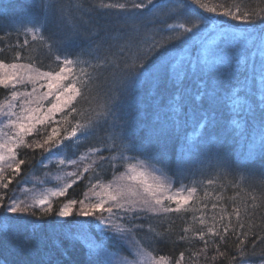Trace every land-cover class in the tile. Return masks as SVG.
Wrapping results in <instances>:
<instances>
[{"label":"snow or ice","instance_id":"6c2138e0","mask_svg":"<svg viewBox=\"0 0 264 264\" xmlns=\"http://www.w3.org/2000/svg\"><path fill=\"white\" fill-rule=\"evenodd\" d=\"M32 2L34 7L11 25L25 37L23 44L17 41L14 47H26L27 37L31 36L49 52L55 49L62 55H55L58 70L50 71H41L34 63L0 60V88L8 90L0 99V245L11 243L21 251L43 252L46 259L29 264H74L65 241L83 245L91 258L89 264H182L183 251L174 261L163 255L157 257L145 248L142 240L155 242L167 237L175 244L198 239L204 243L205 257L210 245L215 248L212 259L216 260L228 257L227 251H220V245L227 243L231 233L238 243L236 255L229 258L228 264L237 261L246 264L250 254L247 251L249 239L253 252L258 242H264V222L253 223L257 209L264 203V192L249 193L251 205L247 199L236 203L240 197V192H236L230 197L231 212L223 204L212 203L214 214L209 221L205 216L208 205L203 201L212 195L206 186L216 184L217 179H194L190 185L183 183V179L185 165L205 150L214 153L221 175L226 177L231 170L238 176L236 183L228 181L234 189L256 173L252 165L257 160L262 166L260 174L264 175V7L249 8L242 0H226L225 3L77 0L69 11L51 0ZM100 14L115 17L111 25L102 29L104 35L90 30L86 37L90 42L88 48L72 50L70 42L81 37L79 25L92 24ZM241 24L243 29L235 31ZM50 25L54 31L46 37L44 32ZM61 33L63 35L57 38ZM218 40L226 47L221 48L216 43ZM174 42L200 46V55L188 61L193 69L191 74L173 75L169 71V64L175 59L171 52ZM105 45L107 54L94 55ZM113 47L117 49L115 52L111 51ZM249 52L250 55H246ZM21 55L16 51L14 60ZM184 59L181 57L172 68ZM233 61L236 69H232ZM106 67L118 72L116 92L106 103L97 106L99 110L87 115L78 110L73 101L91 95L100 70ZM241 67L245 73H251L253 82L259 77L258 101L253 89L248 87L247 74L243 82L238 80ZM230 70L237 78L236 86L230 82L225 84L221 75ZM68 80L65 85L64 81ZM29 83L31 91L25 87ZM45 87L47 91H41ZM53 95L55 99L42 111L44 101ZM138 95L143 99L137 100ZM121 96L129 97L133 103L127 110L120 109L118 114ZM149 99L153 103L140 106ZM226 103H230L235 115L227 124H221L217 116ZM65 109L69 111L63 120L70 124V130L64 128L61 135L60 129L52 126L49 131L50 125L60 123L55 120V114ZM73 113L83 119L69 122L68 116ZM110 120L112 130L106 133L105 142L87 147L75 159L67 158L68 152L64 149L79 150L97 128L109 124ZM34 135L42 139L28 142L27 137ZM237 138L244 142L247 151L242 152L240 161H232L227 155L228 141ZM169 144L177 149L176 159L171 161L166 154ZM21 148L34 153L38 150L39 158L34 155L19 159ZM105 151L109 155H103ZM130 152L139 155L130 156ZM118 163L125 167V172L117 176L113 171L116 182L102 183L98 177L105 165L115 170ZM22 166L31 171L21 175ZM37 166L41 169L55 166L57 175L44 171V178L32 176ZM67 166L74 170L63 171ZM169 170L174 175L170 176ZM85 174L88 188L80 198H74L70 190ZM17 177L18 185H27L31 177L32 187L20 188L21 195L9 189ZM53 181L54 187L46 186ZM177 182L180 186L174 187ZM201 185L205 186L203 197L198 196ZM224 186L220 184L221 188ZM215 199L222 201L224 197L216 193ZM197 212L200 214L196 215ZM171 214L183 215L184 226L179 233L173 229L175 222L170 219ZM153 217L168 227L159 231L149 223L148 235L138 239L137 234L145 231V225L136 221ZM245 217L249 218L247 231H244ZM261 220L264 221V216ZM256 228L260 231H255ZM207 237L213 239L209 241ZM121 248H126L130 256L121 255ZM191 255L196 257L201 252ZM260 264H264V254Z\"/></svg>","mask_w":264,"mask_h":264},{"label":"trees","instance_id":"16d2710c","mask_svg":"<svg viewBox=\"0 0 264 264\" xmlns=\"http://www.w3.org/2000/svg\"><path fill=\"white\" fill-rule=\"evenodd\" d=\"M52 3L57 4L58 6H61L69 11H71L73 5L77 2V0H51ZM208 2L211 3H225L226 0H208ZM228 2H231V0H228ZM236 2H241V0H236ZM245 6L249 8H260L264 7V0H242ZM34 7L32 0H0V37H3V39H0V49H4L3 52H0V60H4L5 63H34L35 67L39 68L41 71H50V70H58L57 63L55 61V55L61 54L55 51L53 49L52 52H49L47 48H45L38 40L33 41L31 36H28L27 39L29 40V44L24 48H16L14 45H16L17 41H19L20 44H23V41L25 37L22 34H18L14 27L11 25H14L17 21L23 18L25 12L29 9H32ZM115 17L111 14H100L92 24L84 23L80 24V33L81 37L80 39H77L75 41L70 42L69 47L78 52L80 48L87 49L89 46V41L86 39V37L89 35V31H100V35L103 36L104 32L102 29L108 27L111 25L114 21ZM171 22V21H169ZM236 23V22H233ZM243 29V25L241 24L239 28L234 29L235 31H240ZM54 31V27L52 25L49 26V28L44 32V35L50 36L52 32ZM8 34V35H6ZM60 35H63L62 33L58 35L57 38H59ZM211 35H215V33H212ZM220 45L221 48L226 47V45L222 44L219 40L216 42ZM11 46V47H10ZM117 49L116 47H113L111 51L115 52ZM16 51H20L22 53L20 59L14 60V54ZM171 52L175 59L171 61L169 64V71L176 75L177 73H183L188 72L191 74L193 71L191 65L188 63L189 60L195 59L200 55V46L199 45H188L183 42H174V45L171 49ZM236 49L233 47L232 54L235 55ZM108 53L107 46H103L99 53H94V55L104 56ZM246 55H250L249 53H246ZM181 57H184L185 59L177 65L176 68H172L173 64L177 63V60H180ZM88 58V57H85ZM211 59V57H210ZM257 60V63L259 61V56L257 55L255 57ZM235 61H233L232 69H236ZM245 74L249 77L248 79V87L253 89L255 92V98L258 101L259 100V77L257 76L256 81L253 82L251 79V73H245V70L243 67L239 69V75L238 80L240 82H243L245 80ZM118 75V72L111 67H106L105 69H101L99 72V80L96 82L97 86L93 89L91 92V95H87L85 97H79L77 100L73 101V105L80 110L81 112L92 115L93 110H99L98 105H103L106 103L114 92H116V77ZM224 78L225 84L231 83L232 86L237 85V78L233 77L232 70L226 73L221 74ZM70 80L64 81L65 85L69 83ZM191 82V81H190ZM42 83H46L43 82ZM26 89L28 91H31L32 85L29 83L26 86ZM19 90L23 91L24 88H19ZM41 91H45L44 89H41ZM47 91V90H46ZM8 94V90H5L3 88H0V99H3ZM241 97L244 96V90H241L240 93ZM55 99V96H51L48 98L47 101H44L45 108L42 109V111H46L48 103ZM137 100L143 99L142 96L138 95ZM158 102V101H157ZM251 102V101H249ZM133 103L127 96H121V104L118 106V114H120V109L127 110L129 105ZM153 103L150 99L147 100L144 104L140 105L141 107H147L148 104ZM69 109H65L64 112H58L55 114V120L60 121L59 124L50 125L48 130L50 131L52 126L58 127L60 129L61 135L64 134V128H69L70 130V124L65 122L63 120V116L67 115V112ZM234 113L231 111V105L230 103H226L225 106L221 109L220 113L217 116V119L220 120L221 124H227L233 117ZM83 117L76 115L73 113L72 115L68 116V121L74 123L76 120H81ZM117 123H122V121H118ZM111 120L109 121V124H105L100 128H97L95 132H93L87 140H85L82 144V146L79 148V150H75L74 148H68L64 149L68 152V157L70 159H75L76 156L80 154V152L86 150L87 147L92 146H98L100 143L105 142V135L106 133L110 132L112 129L110 128ZM39 127V126H38ZM119 130V129H117ZM189 132H191V128L189 129ZM146 134V130H145ZM223 138V134L221 136V141ZM33 139H42V136L40 135H34L27 137L28 142H32ZM65 143H68L67 141ZM177 151L176 146L169 144L166 149L167 159L175 160V152ZM247 151V146L244 144L243 141H240L238 138L236 140H229L228 146H227V155L230 157L232 161H240L241 160V154L242 152ZM73 152H75V155H73ZM103 155L107 156L109 153L107 151L102 153ZM36 156L37 159L39 158V151L33 152L31 149H25L21 148L18 150V158L19 159H29L33 156ZM128 155H139V153H128ZM143 158V157H141ZM252 167L256 169V173L252 176L247 177L240 185L239 188H232L231 184L228 183V181H231L232 183H236L238 176L233 173L231 170L229 171V174L225 177L221 175L220 170L216 167V161L214 159V153H208L207 150H205L204 154H198L194 157H192L189 162L185 165L184 170V179L183 183L189 184L192 180H207L216 178L217 183L213 184L211 186H206L207 191L212 193L205 201L204 203H207L208 209L205 211L206 219L209 221L211 220V216L214 214L211 205L212 203H217L218 205L223 204L228 212H231L232 210V204L233 201L230 199V197L234 196L236 192H240V197L237 198L235 201L236 203H241L244 199H247L248 204L251 205V200L248 199L249 193L259 194L261 192H264V175L260 174L261 165L259 161L257 160ZM72 166H67L63 169V171H73ZM31 170L26 167L22 166V173L21 175H27ZM44 171H50L52 175H57V169L55 166H50L49 169H41L37 166L36 170L31 173L32 176H38L41 178L43 177ZM113 171H115L116 175L118 176L120 173L125 172V167L122 164L117 165L116 169L113 170L111 167L105 165L104 169L102 170V174L99 179H101L102 183L107 184L108 182H115L113 181ZM168 174L170 176L174 175L173 171L169 170ZM8 175H11V172L8 173ZM19 177L13 180V182L9 185L10 190H15L17 195L20 194V188L22 187H32L31 183V177L29 178V183L27 185H18L17 180ZM95 182V181H93ZM223 183L225 186L224 188L220 187V184ZM53 184V185H52ZM46 186L54 187L55 181L52 183L47 184ZM179 182H177L174 187H179ZM88 188V175L85 174V177L82 181L77 182L76 185L73 186V188L70 190L71 195L74 198H80L83 193ZM241 189H244V191H241ZM204 190L205 186L201 185L198 188V196L203 197L204 196ZM220 193L224 199L222 201H218L215 199V194ZM11 194V192L9 193ZM258 203H260L258 201ZM196 207H199V204L195 205ZM218 212V210H217ZM200 213L197 212L196 215H199ZM189 217L192 215L191 212L187 214ZM264 216V203L261 204L260 208L257 209L255 218L253 219L254 224H260L264 221L261 220V217ZM80 219H91V218H80ZM170 219L174 221L173 229L175 233H179L181 228L184 226L183 222V215H176L171 214ZM248 219L245 217L244 224L245 228L244 231L248 230ZM136 223H143L145 225V231L139 232L137 234V238L140 239L141 237H146L148 234L146 232L147 225L151 223L154 227H157L159 231H163L165 228L168 227V225L165 223L161 225L157 218L153 217L151 219H142L136 221ZM233 223L235 224V217L233 216ZM198 227V225H195ZM47 226H45L46 228ZM238 228L239 226L236 225ZM206 230V229H205ZM255 231L259 232L260 229L256 228ZM191 235V233H189ZM209 241H211L212 237H207ZM98 239V237H97ZM172 239H175V236L173 235ZM142 243H144L145 248H147L149 251H152L154 256H166L170 257L175 260V258L179 257V254L181 251L185 253V258L182 261V264H228V260L232 255H236L235 245L238 243V240L234 235L231 233L229 234L227 238V243H221L220 245V251H227L228 257H218L216 260H213L212 257L215 254V248L210 245L209 250L207 252V256L202 253V249L204 248V243L202 241H199L198 239L192 240L190 242H180V243H173L172 240L168 239L167 237L162 240H157L155 242H152L150 239H144L142 240ZM65 248L69 250L70 259L74 262V264H89V260L91 259L87 255L86 248L76 243L75 245H72L70 242L65 241L64 242ZM108 247L111 249V243L108 244ZM114 250V249H113ZM247 251L250 253L246 264H260L261 255L264 254V242H258L256 244L255 250L253 252L252 246H251V239L247 242ZM192 252H201V255L193 257L191 255ZM121 255L130 256L129 251L126 248H121L120 250ZM46 259L44 257L43 252H28V251H21L18 248H16L11 243H6L3 245H0V261L3 262V264H29L30 261H36ZM236 264H239V261L236 262Z\"/></svg>","mask_w":264,"mask_h":264},{"label":"rangeland","instance_id":"374dc122","mask_svg":"<svg viewBox=\"0 0 264 264\" xmlns=\"http://www.w3.org/2000/svg\"><path fill=\"white\" fill-rule=\"evenodd\" d=\"M47 90V88L45 87V91ZM54 96V95H53ZM55 176V175H54ZM116 182V181H115ZM114 182V183H115ZM118 182H120V183H127V181H118ZM53 185V184H52ZM37 187H39V185H37ZM47 187H49V188H51L50 186H47ZM99 190V189H98ZM18 195H21V194H18ZM21 198H22V196H21ZM131 258V257H130Z\"/></svg>","mask_w":264,"mask_h":264}]
</instances>
